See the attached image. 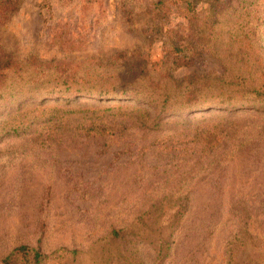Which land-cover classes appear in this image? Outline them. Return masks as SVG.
<instances>
[{"label": "rangeland", "instance_id": "rangeland-1", "mask_svg": "<svg viewBox=\"0 0 264 264\" xmlns=\"http://www.w3.org/2000/svg\"><path fill=\"white\" fill-rule=\"evenodd\" d=\"M14 1L13 10L0 16V46L16 60L33 55L41 60L93 56L107 61L115 51L135 48L156 55L158 41L146 35L153 0ZM207 1L196 4L200 15ZM166 25L182 36L195 34L181 15L171 16ZM263 27L261 21L259 30L247 31L254 52L244 56L243 64L233 51L225 57L202 53L190 65L176 68L174 77L221 75L228 72L224 63L247 76L263 77ZM218 31L227 40L226 30ZM233 114L245 127L232 135L240 130L247 135L239 136L227 161L218 163L195 151L179 153L182 146L163 150L168 144L165 132L129 129L119 146L89 131L70 137L40 130L32 136L0 138V264L19 244L38 245L55 264L60 254L73 248L88 250L87 257L81 256L84 263L97 259L106 232L129 223L137 212L134 203L153 189L188 196L164 264H226L229 248H234V264H257L252 257L264 247L257 242L264 227L257 207L264 205V112L242 107ZM188 116L194 117L193 125L203 115ZM168 129L177 137L187 130ZM192 163L195 169L183 172ZM242 215L248 223L242 222ZM242 223L248 230L244 236L237 233ZM151 258L148 243L138 241L135 264H149Z\"/></svg>", "mask_w": 264, "mask_h": 264}, {"label": "trees", "instance_id": "trees-1", "mask_svg": "<svg viewBox=\"0 0 264 264\" xmlns=\"http://www.w3.org/2000/svg\"><path fill=\"white\" fill-rule=\"evenodd\" d=\"M198 1L149 3L146 35L150 41H158L155 56L135 48L115 51L107 61L93 56L41 60L33 55L16 60L0 46V138L32 136L40 130L45 135L70 137L89 131L119 146L130 135L129 129H136L165 132L163 141L168 144L163 150L182 146L179 153L190 150L207 161H227L230 146L237 144L239 136L247 135V130L232 135L235 129L245 127L236 122L235 110L255 107L264 112V76H247L246 71H235L225 63L228 72L217 76L191 73L176 78L172 72L190 65L202 53L225 57L233 51L236 61L243 64L244 56L254 52L247 31L255 32L261 21L264 23V0H208L201 15L196 9ZM14 6V0H0V16ZM175 15L185 17L195 34L182 36L168 27L167 21ZM221 29L226 30L225 41ZM260 32L264 34V27ZM83 97L85 102L78 101ZM213 110L218 111L210 112ZM197 113L203 116L190 125L194 117L186 115ZM170 127L187 130L177 137L168 131ZM186 167L183 172L189 173L195 164ZM134 206V218L124 226L110 228L102 238L98 260L89 256L91 260L84 263L81 256L87 257L88 250L73 248L65 249L56 264H135L138 241L148 243L152 250L149 264H164L188 208V196L179 190L153 189ZM257 207L259 216H264V205ZM241 219L248 223L245 215ZM247 232L242 223L237 233L244 236ZM257 242L264 243V227ZM258 249L252 258L264 264V247ZM233 252L234 248L227 250L226 264H234ZM50 259L38 245L19 244L3 257L2 264H55Z\"/></svg>", "mask_w": 264, "mask_h": 264}]
</instances>
